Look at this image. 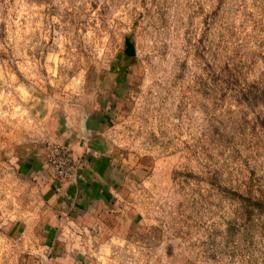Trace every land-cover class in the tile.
Segmentation results:
<instances>
[{
	"label": "rangeland",
	"instance_id": "rangeland-1",
	"mask_svg": "<svg viewBox=\"0 0 264 264\" xmlns=\"http://www.w3.org/2000/svg\"><path fill=\"white\" fill-rule=\"evenodd\" d=\"M92 106L113 179L57 220ZM0 264H264V0H0Z\"/></svg>",
	"mask_w": 264,
	"mask_h": 264
},
{
	"label": "crops",
	"instance_id": "crops-1",
	"mask_svg": "<svg viewBox=\"0 0 264 264\" xmlns=\"http://www.w3.org/2000/svg\"><path fill=\"white\" fill-rule=\"evenodd\" d=\"M95 114L96 107H93L89 119H85L80 128L79 126L71 128L64 137L66 140L64 142L71 143L76 158L81 163L78 169L81 177L78 180L65 184L60 193H56L54 189L59 183L51 178L50 173L45 168L40 170L36 166L37 171L40 170L37 172L38 183L57 204V214L52 216L54 219L69 220L80 216L84 206L90 203L92 195L99 194L101 189H108L109 183L113 179L110 169L104 167V164L92 163L87 159L90 155L92 156L91 152L96 150V144L103 135L102 130H100L102 123ZM48 229L50 228L48 227Z\"/></svg>",
	"mask_w": 264,
	"mask_h": 264
},
{
	"label": "built area",
	"instance_id": "built-area-1",
	"mask_svg": "<svg viewBox=\"0 0 264 264\" xmlns=\"http://www.w3.org/2000/svg\"><path fill=\"white\" fill-rule=\"evenodd\" d=\"M51 154L48 158V163L51 165L55 174L62 181L75 178L79 175L78 161L73 153L71 146L67 144L52 145Z\"/></svg>",
	"mask_w": 264,
	"mask_h": 264
},
{
	"label": "water",
	"instance_id": "water-1",
	"mask_svg": "<svg viewBox=\"0 0 264 264\" xmlns=\"http://www.w3.org/2000/svg\"><path fill=\"white\" fill-rule=\"evenodd\" d=\"M128 48H129V49H128ZM131 48H132V43H131V41L129 40L128 43H127V49H126V51H127V53H129V54H134L133 50H130Z\"/></svg>",
	"mask_w": 264,
	"mask_h": 264
}]
</instances>
